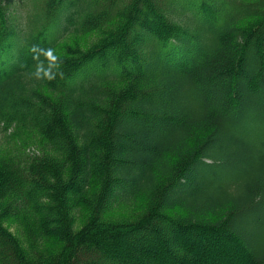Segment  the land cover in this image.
<instances>
[{
	"label": "trees",
	"instance_id": "trees-1",
	"mask_svg": "<svg viewBox=\"0 0 264 264\" xmlns=\"http://www.w3.org/2000/svg\"><path fill=\"white\" fill-rule=\"evenodd\" d=\"M43 6L0 1V264H264V0Z\"/></svg>",
	"mask_w": 264,
	"mask_h": 264
},
{
	"label": "clouds",
	"instance_id": "clouds-1",
	"mask_svg": "<svg viewBox=\"0 0 264 264\" xmlns=\"http://www.w3.org/2000/svg\"><path fill=\"white\" fill-rule=\"evenodd\" d=\"M30 52L33 53V60L36 61L34 71L31 72L36 80L52 82L57 77L63 78V62L54 48L33 45Z\"/></svg>",
	"mask_w": 264,
	"mask_h": 264
},
{
	"label": "rangeland",
	"instance_id": "rangeland-1",
	"mask_svg": "<svg viewBox=\"0 0 264 264\" xmlns=\"http://www.w3.org/2000/svg\"><path fill=\"white\" fill-rule=\"evenodd\" d=\"M4 3L5 8L8 10V20L11 21L13 26L17 27L19 30L23 31V27L20 25L23 21V17H25L29 13H34L35 6L37 10L42 9L40 14H43L44 11V4L46 0H0ZM27 17V16H26ZM23 24V23H22ZM21 26V27H20ZM79 35L76 34H69L66 36L64 35L65 44H63L65 49L71 46H76V43H82L83 41L80 40ZM83 40H87L83 38ZM63 41V42H64ZM91 41V40H87Z\"/></svg>",
	"mask_w": 264,
	"mask_h": 264
},
{
	"label": "bare ground",
	"instance_id": "bare-ground-1",
	"mask_svg": "<svg viewBox=\"0 0 264 264\" xmlns=\"http://www.w3.org/2000/svg\"><path fill=\"white\" fill-rule=\"evenodd\" d=\"M24 42V41H23ZM189 46V45H188ZM119 63V62H118ZM93 85V84H92ZM77 95V94H76ZM85 95V94H84ZM43 102V101H42ZM40 104V103H39ZM43 105V104H42ZM52 109V108H51ZM41 111V110H40ZM3 118V117H2ZM14 119V118H13ZM48 119V118H47ZM4 120V119H3ZM11 121V120H10ZM23 126V125H22ZM17 128V127H16ZM19 132V131H18ZM52 132V131H51ZM18 135H19V133H18ZM75 163V162H74ZM66 168V167H65ZM47 169V168H46ZM62 169V168H61ZM60 170V169H59ZM32 171H33V169H32ZM64 171V170H63ZM40 172H42V171H40ZM51 172V171H50ZM68 172V171H67ZM58 173V172H57ZM36 174V173H35ZM62 174V173H61ZM44 175V174H43ZM44 178H45V176H44ZM42 179V178H41ZM43 180V179H42ZM5 187V186H4ZM3 187V188H4ZM2 191V190H1ZM1 195V194H0ZM19 195V194H18ZM24 197V196H23ZM8 198V197H7ZM10 199H12V198H10ZM24 200V199H23ZM32 201H34V200H32ZM37 203V202H36ZM17 205V204H16ZM1 206V205H0ZM6 206V205H5ZM35 206V205H34ZM3 208V207H2ZM1 208V209H2ZM21 208V207H20ZM32 208V207H31ZM6 210V209H5ZM38 213V212H37ZM40 213V212H39ZM2 214V213H1ZM16 214V213H15ZM163 215V214H162ZM26 217V216H25ZM42 219V218H41ZM57 221V220H56ZM42 224V223H41ZM55 226V225H54ZM65 227V226H64ZM48 228H49V226H48ZM43 229V228H42ZM47 229V228H46ZM49 230V229H48ZM56 230V229H55ZM67 230V229H66ZM50 232V231H49ZM51 242V241H50ZM45 244V243H44ZM49 248V247H48ZM18 249H20V248H18ZM51 250V249H50ZM16 251V250H15ZM15 262V261H14ZM22 263V262H21ZM24 264V263H23Z\"/></svg>",
	"mask_w": 264,
	"mask_h": 264
}]
</instances>
